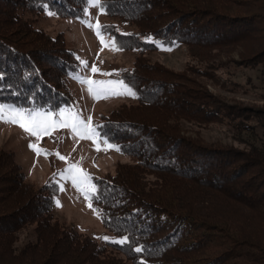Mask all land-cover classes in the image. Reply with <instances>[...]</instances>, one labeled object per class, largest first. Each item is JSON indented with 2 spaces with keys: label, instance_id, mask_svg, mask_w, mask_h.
I'll list each match as a JSON object with an SVG mask.
<instances>
[{
  "label": "trees",
  "instance_id": "1",
  "mask_svg": "<svg viewBox=\"0 0 264 264\" xmlns=\"http://www.w3.org/2000/svg\"><path fill=\"white\" fill-rule=\"evenodd\" d=\"M101 3L120 51L135 52L118 79L137 98L101 119L97 130L130 161L93 182L92 204L103 229L131 243L100 244L60 223L57 183L33 185L0 149V264H264V145L241 150L188 135L215 126L243 141L264 137V106L227 104L207 89H227L224 70L264 100V0ZM45 5L59 18H81L87 6L0 0V103L55 113L73 106L69 80L79 68L62 36L37 27ZM158 45L183 47L189 62L181 70L152 62ZM234 51L237 60L221 59ZM140 245L143 253L129 250Z\"/></svg>",
  "mask_w": 264,
  "mask_h": 264
},
{
  "label": "rangeland",
  "instance_id": "2",
  "mask_svg": "<svg viewBox=\"0 0 264 264\" xmlns=\"http://www.w3.org/2000/svg\"><path fill=\"white\" fill-rule=\"evenodd\" d=\"M88 11L90 15L85 16L83 12L81 18H59L45 13L39 17L37 27L53 37L62 36L67 48L75 54L76 60L79 57L88 61L90 66L95 65L100 70L98 73L92 74L88 69H83L77 60L79 68L77 74L90 76L94 80H119L121 73L131 69L135 52L112 51L108 47L101 50L102 45L94 31L86 27L81 21L91 19L95 23L98 19L101 25L109 27L115 25L116 22L101 14L97 8H90ZM124 29L128 30L127 28ZM110 38L113 36L107 30L105 40ZM147 57L152 62H159L174 70H181L189 62L186 50L181 46L171 48L170 51L160 50L147 55ZM229 57L235 60L239 58L237 52L234 51L221 59L227 61ZM101 73L113 74L106 76ZM220 79L227 81V89L218 90L213 86H207V89L212 94L222 98L227 104L242 103L244 105L264 106V100H261L260 97L261 91L248 83L244 77L238 80V77L231 76L223 70L220 72ZM236 83L239 85H235ZM69 90L74 100L73 106L69 108L74 111L78 110L82 118L86 119L91 116L94 125H100L104 116L133 102V98L129 96L94 101L88 95L86 86L74 78L69 80ZM185 127L188 128V126ZM188 135L200 138L206 144L233 146L241 150L247 149V145L251 146V144L264 145V137L260 133L245 138L249 139L250 142H248L243 141L242 138L244 137L239 135L237 131L226 127L211 126L207 130L200 131L198 135L191 131ZM30 142L38 143V147L47 149L51 153L59 151L61 155L68 157V160L61 161L54 154L38 157L29 148ZM0 149L15 154L16 161L27 175V180L33 185L41 186L45 183H57V181L64 185L65 190L58 192L54 205V216L60 223L77 232L91 236L100 244L107 243L101 237L107 236L115 239L103 229L98 214L87 206L88 202L84 196L73 188L69 181L60 180L59 176L53 179V175L63 171L69 163L79 162L80 168L89 173L94 182L98 178L114 173L119 164L129 162L128 157L121 155L114 149L98 152L95 150L93 141L73 138L70 129L54 130L51 136L45 135L37 142L35 138L26 134L20 127L5 123H0ZM57 200L61 204L59 207L56 205Z\"/></svg>",
  "mask_w": 264,
  "mask_h": 264
},
{
  "label": "snow or ice",
  "instance_id": "3",
  "mask_svg": "<svg viewBox=\"0 0 264 264\" xmlns=\"http://www.w3.org/2000/svg\"><path fill=\"white\" fill-rule=\"evenodd\" d=\"M87 7L83 10L85 16H89L88 9L97 8L101 14H106V6L101 3V0H85ZM45 13L49 16L56 15L55 12L51 11L48 6H44ZM86 27L92 29L100 41L103 50L104 47H108L112 51L122 50L121 46L115 41L114 38L105 40V33L109 26L101 25L97 19L95 23L89 20L81 21ZM147 42L155 43L151 37L145 38ZM159 46V45H158ZM161 50L170 51L171 48H163ZM80 66L83 69H88L90 73L95 74L100 70L95 65H89V62L82 60L77 57ZM102 75H112L113 73H101ZM73 78L79 83L86 86L88 95L94 100L109 99L113 97L129 96L137 98V93L132 86L126 84L124 80H94L90 76H81L77 73H73ZM3 79V77H0ZM0 123L12 124L20 127L26 134L35 138L37 142L45 135L51 136L54 130L57 129H70L73 138L80 140H91L95 145L96 151H107L114 149L120 151L119 146L111 144L106 136L102 135L97 129H102L101 125H94L92 117L88 116L86 119L82 118L79 111H74L72 108L60 109L58 112L42 111L39 109H29L24 107L16 106L15 104L0 103ZM103 145V147H102ZM29 148L39 157L41 155L47 157L49 155H56L61 161H67L68 157H65L56 151L55 153L49 152L47 149L38 147V143H29ZM59 176L60 180L69 181L73 188L80 192L85 200L88 202L87 206L93 210L94 213H99L100 210L93 208L92 201L99 200V188L93 183V177L83 171L79 162L69 163L68 166L59 173H54L53 179ZM58 184V190L64 191L65 187L63 184ZM56 205L61 206L60 201H56ZM105 242L117 244L121 246L130 245L131 238L129 236H123L120 239H113L110 237H101ZM137 254L146 251L145 246L140 245L135 248H131ZM140 264H146L145 261L141 260Z\"/></svg>",
  "mask_w": 264,
  "mask_h": 264
}]
</instances>
